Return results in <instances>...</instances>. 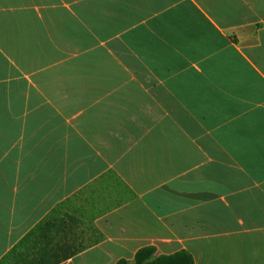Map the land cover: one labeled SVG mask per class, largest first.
Returning <instances> with one entry per match:
<instances>
[{"label":"crops","instance_id":"0c3cea01","mask_svg":"<svg viewBox=\"0 0 264 264\" xmlns=\"http://www.w3.org/2000/svg\"><path fill=\"white\" fill-rule=\"evenodd\" d=\"M55 209L57 264H264V0H0V260Z\"/></svg>","mask_w":264,"mask_h":264},{"label":"trees","instance_id":"16d2710c","mask_svg":"<svg viewBox=\"0 0 264 264\" xmlns=\"http://www.w3.org/2000/svg\"><path fill=\"white\" fill-rule=\"evenodd\" d=\"M56 209L31 229L6 255L0 264H57L76 251L53 248L51 232L58 226ZM116 264H195L193 255L185 249L170 254H156L153 245L137 250L133 261L120 258Z\"/></svg>","mask_w":264,"mask_h":264}]
</instances>
